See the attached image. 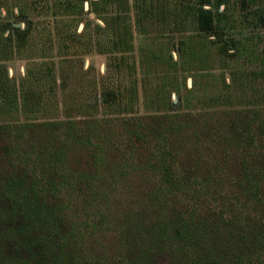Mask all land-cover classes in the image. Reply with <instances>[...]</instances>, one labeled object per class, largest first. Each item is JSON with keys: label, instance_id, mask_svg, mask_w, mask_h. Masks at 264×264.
Instances as JSON below:
<instances>
[{"label": "trees", "instance_id": "trees-1", "mask_svg": "<svg viewBox=\"0 0 264 264\" xmlns=\"http://www.w3.org/2000/svg\"><path fill=\"white\" fill-rule=\"evenodd\" d=\"M61 1L54 5L67 16L75 12L76 0ZM85 1L94 13L107 2ZM22 5L0 0V9L11 15L15 8L20 18L26 17ZM194 18L197 30L211 28L209 8H197ZM58 23L56 42L64 46L68 20ZM32 29L0 19V264H264V107H229L224 91L201 108L176 111L169 108L171 92L180 101L176 84L165 95L160 88L155 97L144 92L149 111L136 112V84L121 80L122 72H133L132 54L115 49L122 35H110L105 46L99 39L104 29L86 24L80 40L107 55L110 83L102 86L103 97L80 105L92 114L71 118L64 102L66 119L38 120L43 92L36 87L50 79V67L36 63L14 80L5 66L23 57ZM192 47L190 40L182 42L184 63L194 59ZM88 197L100 198L96 223ZM131 204L157 242L186 238L199 252L168 251L157 258L159 249L143 246L135 259L106 255L107 245L114 253L130 241L122 235L131 229ZM219 230L223 244L214 254L206 244Z\"/></svg>", "mask_w": 264, "mask_h": 264}, {"label": "rangeland", "instance_id": "rangeland-1", "mask_svg": "<svg viewBox=\"0 0 264 264\" xmlns=\"http://www.w3.org/2000/svg\"><path fill=\"white\" fill-rule=\"evenodd\" d=\"M57 1L22 0L24 18L16 16L15 8L11 15L0 9L1 21L11 22L20 30L33 27L22 50L23 57H12L5 62L8 76L17 80L25 76L26 67H35L38 63L44 67L41 62L50 67V79L36 87L43 92V110L38 120L66 119L64 102L71 118L92 114L93 110L80 105L100 101L104 94L102 86L110 83V79L104 77L108 75L105 72L107 55L99 53L95 46L86 47L80 40L86 24L87 27L97 24L104 29L99 39L105 46H109L111 36L118 37V32L122 35V42L115 49L119 54H132L133 72L130 76L122 72L121 80L133 79L136 84V112L149 111L143 105L144 92L155 97V90L160 88L165 95L176 84L180 101L175 93L169 95L173 103H169V108L176 111L201 108L209 103V97L222 95L224 91L228 94L229 107L241 109L250 103L264 107V0H106L105 4L98 5L102 8L98 7L100 13L92 12L87 1L76 0L75 12L69 16L62 6L54 5ZM199 7L209 8L213 14L212 26L207 31L195 27L194 17ZM59 19L68 20V26H63L61 31V36L67 38L64 46L56 42L60 36ZM8 29L11 30L10 26ZM124 30L128 33H123ZM186 40L191 41L196 55L184 63L180 47ZM40 50L43 55L37 57L39 55L35 54ZM61 58L67 61L60 62ZM112 80L115 82V78ZM94 111L95 116L100 114V108ZM19 117L22 122L23 117ZM99 199H86L91 203L90 210L94 211L90 214L95 220L93 223L101 219L98 213L102 211L97 208L101 207ZM140 213L136 206L130 205L126 222L131 229L122 235L129 236L130 241L114 253L115 249H108L111 246L107 245L106 255L112 254V258L117 259L124 253L135 259L137 249L150 246L161 251L158 258L168 251L183 253L200 248L186 238H164L157 242L146 228L148 225H140L145 224ZM105 233L109 235V231ZM223 233L219 230L217 239L206 244L214 254L221 251ZM112 245L117 247V243ZM167 260L160 264H167Z\"/></svg>", "mask_w": 264, "mask_h": 264}, {"label": "water", "instance_id": "water-1", "mask_svg": "<svg viewBox=\"0 0 264 264\" xmlns=\"http://www.w3.org/2000/svg\"><path fill=\"white\" fill-rule=\"evenodd\" d=\"M16 25H19V24H16Z\"/></svg>", "mask_w": 264, "mask_h": 264}]
</instances>
